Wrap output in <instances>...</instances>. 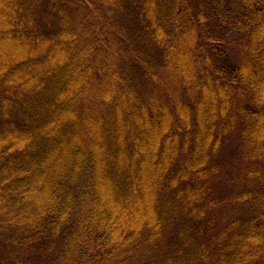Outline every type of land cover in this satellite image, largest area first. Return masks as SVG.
Segmentation results:
<instances>
[{"label": "trees", "instance_id": "1", "mask_svg": "<svg viewBox=\"0 0 264 264\" xmlns=\"http://www.w3.org/2000/svg\"><path fill=\"white\" fill-rule=\"evenodd\" d=\"M0 264H264V0H0Z\"/></svg>", "mask_w": 264, "mask_h": 264}]
</instances>
